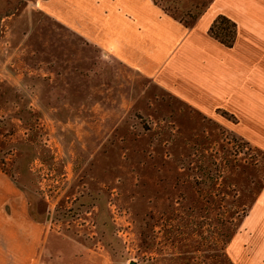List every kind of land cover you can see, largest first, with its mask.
Here are the masks:
<instances>
[{
    "label": "rangeland",
    "instance_id": "obj_1",
    "mask_svg": "<svg viewBox=\"0 0 264 264\" xmlns=\"http://www.w3.org/2000/svg\"><path fill=\"white\" fill-rule=\"evenodd\" d=\"M38 2L0 0V173L45 227L54 264H264L249 219L264 136L239 135L222 108L202 116ZM154 2L184 23L207 9Z\"/></svg>",
    "mask_w": 264,
    "mask_h": 264
},
{
    "label": "crops",
    "instance_id": "obj_2",
    "mask_svg": "<svg viewBox=\"0 0 264 264\" xmlns=\"http://www.w3.org/2000/svg\"><path fill=\"white\" fill-rule=\"evenodd\" d=\"M205 1V13L191 23L153 0H39L38 7L202 116L217 119L219 108L234 115L236 132L255 140L264 136V0ZM218 15L236 25L230 48L208 34ZM253 215L250 226L264 233V189ZM46 232L23 192L0 173V264H54L43 246Z\"/></svg>",
    "mask_w": 264,
    "mask_h": 264
},
{
    "label": "trees",
    "instance_id": "obj_3",
    "mask_svg": "<svg viewBox=\"0 0 264 264\" xmlns=\"http://www.w3.org/2000/svg\"><path fill=\"white\" fill-rule=\"evenodd\" d=\"M208 34L223 46L230 48L235 41L236 25L227 17L218 15L209 26Z\"/></svg>",
    "mask_w": 264,
    "mask_h": 264
}]
</instances>
